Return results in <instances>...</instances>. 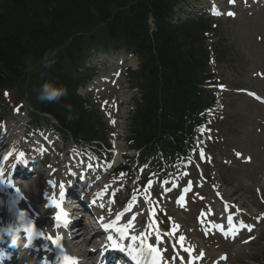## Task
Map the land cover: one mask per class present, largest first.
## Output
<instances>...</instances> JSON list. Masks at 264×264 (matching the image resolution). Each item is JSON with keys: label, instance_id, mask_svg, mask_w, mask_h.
Segmentation results:
<instances>
[{"label": "trees", "instance_id": "16d2710c", "mask_svg": "<svg viewBox=\"0 0 264 264\" xmlns=\"http://www.w3.org/2000/svg\"><path fill=\"white\" fill-rule=\"evenodd\" d=\"M28 1L5 0L1 4L0 80L15 75L27 55L38 57L58 48L47 64L43 86L63 87L67 94L56 101L43 100V104H52L54 112L67 116L74 100L62 76L66 68H78L81 59L98 45L128 44L135 46L144 61L147 93L140 115L163 103L165 122H174L190 110L197 77V60L191 50L195 40L187 37L183 44L178 31L165 22L177 0ZM151 14L157 26L152 35Z\"/></svg>", "mask_w": 264, "mask_h": 264}, {"label": "rangeland", "instance_id": "374dc122", "mask_svg": "<svg viewBox=\"0 0 264 264\" xmlns=\"http://www.w3.org/2000/svg\"><path fill=\"white\" fill-rule=\"evenodd\" d=\"M249 8L240 10L241 15L237 19L224 21L222 25L220 23L218 33L214 35V37H221L216 38L215 41L220 42V49H224L225 52L222 55L219 71L225 80L231 82L232 86H260L263 89L264 82L259 78L252 77V74L257 70L264 71V6L256 4ZM226 98L229 114L226 122L227 127L223 128V133L227 139V146L230 142H236L238 136L246 134L245 116H252L254 112L244 100L246 99L244 96L227 95ZM126 112L125 108H122L119 113V116L122 117L123 124L121 126L124 130ZM229 126L233 131L239 132L232 133ZM256 167L261 168L260 159ZM260 178V171L255 170L252 166L239 165L235 171L227 174L228 196L238 199L240 204L252 211L253 209L264 211V207L257 200L254 191L255 186L259 184L262 186ZM188 221L192 220L188 219ZM261 232L264 236V223ZM213 249L212 247L210 252H213ZM243 250L236 256L238 259L229 261V264H253L250 260L252 256L256 257L254 254H257L259 258L262 257L260 246L256 250L255 245L244 247Z\"/></svg>", "mask_w": 264, "mask_h": 264}, {"label": "snow or ice", "instance_id": "6c2138e0", "mask_svg": "<svg viewBox=\"0 0 264 264\" xmlns=\"http://www.w3.org/2000/svg\"><path fill=\"white\" fill-rule=\"evenodd\" d=\"M229 2L234 3L235 0H229ZM227 14L230 15V16H234L235 15V13H233V12H228ZM6 95H7V93H6ZM17 111H19V109H17ZM113 123H114V121H113ZM13 155H14L13 152H9V153H7L4 156V159L7 160L9 157H11ZM200 155H201L202 159L205 158L203 152H201ZM237 155L239 156L240 154L237 153ZM23 156H24L23 153H18V154H16L15 158L16 159H20ZM3 175H4L3 171L0 170V177H3ZM3 183H6V181L3 180V179H0V184H3ZM60 187L63 188V185H61ZM213 187L214 188H218V186H213ZM16 191L19 194V189H17ZM185 191H190V188L185 189ZM216 194H217V196H220L219 191H217ZM60 195L63 196V192L62 191H61ZM201 199H203V197H201ZM221 199H222V197H221ZM55 206L57 208H60V204H56ZM101 207H103V205H101ZM228 207H229V203L227 201H225L222 211H227ZM207 211L209 213H211V209H208ZM20 216L23 219L25 214L24 213H20ZM121 216H122V213H118L116 215L115 220L110 221L107 224H104L103 227L105 228V230L113 229L115 232H117L119 234L120 240H124V239L127 238V239L130 240V243L127 244L126 246L122 245L119 240L114 239L112 236L108 237L109 241L112 242L114 247H117V248H119L122 251L127 249L129 254L132 255L133 258L137 260V264H159V261L162 259L160 250L157 247H155L154 244L146 243V237L143 234H141L140 236L131 235L129 230L133 227L132 220H129L123 226H118V222L121 219ZM62 217L65 218L64 222L66 224L67 223V220H66L67 213L63 212V210L61 209V212L57 214V217H56L57 221L59 222ZM169 219H171V218H169ZM228 220L231 222V216L228 217ZM173 225H174V229L175 230H178L179 227H180L179 225L175 224L174 222H173ZM57 226L58 227L60 226L59 223L57 224ZM243 227L246 228L248 231H252L254 226L253 225L244 224ZM221 230L222 231H226L224 229H221ZM27 232L29 233V238H31V236L34 233V226L31 224V222H29V226L27 228ZM233 232H235V229H233ZM35 234L36 235H44L43 232H38V233H35ZM172 234H173L172 232L167 233V235H172ZM208 234L209 233L206 231L205 235H208ZM45 238L50 240L53 244H55L56 247L62 248V245L60 243L62 237L59 234H55L54 236L53 235H48ZM185 240H186V237H184V236H180L179 237L178 243H180L181 247L184 246L183 242ZM137 242H139V243L137 244ZM244 242L248 243L249 241H244ZM184 250L186 252H188L189 254H191V252L194 251V246L185 247ZM145 252L147 253V257L150 258L149 260H143L142 259ZM204 255H205V253L203 251H201L195 257V259H203ZM138 257H140V259H138ZM221 259H226V257H221ZM45 264H47V262H45ZM61 264H79V261L75 257H72L70 255L65 254V255H63V259H62Z\"/></svg>", "mask_w": 264, "mask_h": 264}, {"label": "clouds", "instance_id": "9594fccd", "mask_svg": "<svg viewBox=\"0 0 264 264\" xmlns=\"http://www.w3.org/2000/svg\"><path fill=\"white\" fill-rule=\"evenodd\" d=\"M67 91L63 87H53L49 84H45L39 94L40 100L56 101L62 96H65Z\"/></svg>", "mask_w": 264, "mask_h": 264}, {"label": "bare ground", "instance_id": "6f19581e", "mask_svg": "<svg viewBox=\"0 0 264 264\" xmlns=\"http://www.w3.org/2000/svg\"><path fill=\"white\" fill-rule=\"evenodd\" d=\"M223 5H224V4H223ZM221 7H223V6L221 5ZM13 139H14L13 136H11V138L7 139V140L1 145L0 149H1V148H4V147H11L12 144H13ZM87 255H88V254H87ZM89 255H90V254H89Z\"/></svg>", "mask_w": 264, "mask_h": 264}]
</instances>
